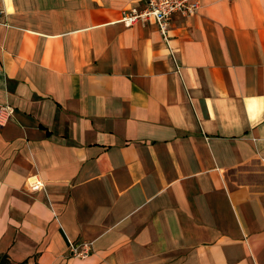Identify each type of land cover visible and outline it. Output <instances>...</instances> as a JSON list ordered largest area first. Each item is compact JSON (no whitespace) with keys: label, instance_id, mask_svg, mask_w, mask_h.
<instances>
[{"label":"crops","instance_id":"obj_1","mask_svg":"<svg viewBox=\"0 0 264 264\" xmlns=\"http://www.w3.org/2000/svg\"><path fill=\"white\" fill-rule=\"evenodd\" d=\"M140 4L0 0L12 264H264V0H199L167 42L118 21Z\"/></svg>","mask_w":264,"mask_h":264},{"label":"built area","instance_id":"obj_2","mask_svg":"<svg viewBox=\"0 0 264 264\" xmlns=\"http://www.w3.org/2000/svg\"><path fill=\"white\" fill-rule=\"evenodd\" d=\"M139 6L123 8L120 11L118 21L125 26L136 23L153 22L164 42L168 41L169 24L173 14L181 17L193 16L199 8V0H139ZM12 107L8 104H0V126L10 118ZM36 177V176H35ZM31 178L28 186L35 190L40 186L37 178ZM90 242H68L67 252L69 256L81 258L88 254Z\"/></svg>","mask_w":264,"mask_h":264},{"label":"trees","instance_id":"obj_3","mask_svg":"<svg viewBox=\"0 0 264 264\" xmlns=\"http://www.w3.org/2000/svg\"><path fill=\"white\" fill-rule=\"evenodd\" d=\"M8 262L9 261L7 259V256L5 254H0V264H7ZM16 264H26V262L25 261H21V262L16 263Z\"/></svg>","mask_w":264,"mask_h":264},{"label":"rangeland","instance_id":"obj_4","mask_svg":"<svg viewBox=\"0 0 264 264\" xmlns=\"http://www.w3.org/2000/svg\"><path fill=\"white\" fill-rule=\"evenodd\" d=\"M7 264H12V263L11 262L10 263L8 262Z\"/></svg>","mask_w":264,"mask_h":264}]
</instances>
